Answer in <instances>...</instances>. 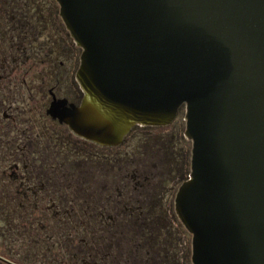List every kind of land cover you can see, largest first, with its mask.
<instances>
[{"label":"water","instance_id":"obj_1","mask_svg":"<svg viewBox=\"0 0 264 264\" xmlns=\"http://www.w3.org/2000/svg\"><path fill=\"white\" fill-rule=\"evenodd\" d=\"M58 1L85 89L63 119L116 144L186 105L193 264H264V0Z\"/></svg>","mask_w":264,"mask_h":264},{"label":"flooded vegetation","instance_id":"obj_2","mask_svg":"<svg viewBox=\"0 0 264 264\" xmlns=\"http://www.w3.org/2000/svg\"><path fill=\"white\" fill-rule=\"evenodd\" d=\"M82 54L58 0H0V212L28 225L23 260L193 264L176 206L192 139L178 114L136 123L116 144L75 131L63 118L85 97Z\"/></svg>","mask_w":264,"mask_h":264},{"label":"rangeland","instance_id":"obj_3","mask_svg":"<svg viewBox=\"0 0 264 264\" xmlns=\"http://www.w3.org/2000/svg\"><path fill=\"white\" fill-rule=\"evenodd\" d=\"M186 111H187L186 105L182 106L180 108L178 117L176 119L181 122L180 126L182 130H185L186 124H187ZM185 142H186L188 151L190 148L192 149L193 147L192 140L191 141L185 140ZM191 152L192 150L190 151L189 158H191ZM188 170H189L188 171L189 172L188 177H189L190 171H191V165L188 168ZM7 221H8L7 218L3 216L2 213L0 212V254L6 255L9 258L14 259V260L25 262L21 254L26 253L32 247L33 243L35 242L31 240V236H29L28 231L25 229L28 225L9 224ZM19 227L23 228L22 229L23 234L20 236V238H17L14 234H10L12 232L13 233L15 232L13 231V229H19ZM25 263L29 264L30 262L28 261ZM0 264H8V263L2 262L0 260Z\"/></svg>","mask_w":264,"mask_h":264}]
</instances>
